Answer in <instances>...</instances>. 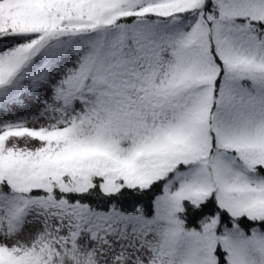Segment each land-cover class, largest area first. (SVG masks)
<instances>
[{"label": "snow or ice", "instance_id": "obj_1", "mask_svg": "<svg viewBox=\"0 0 264 264\" xmlns=\"http://www.w3.org/2000/svg\"><path fill=\"white\" fill-rule=\"evenodd\" d=\"M0 264H264V0H0Z\"/></svg>", "mask_w": 264, "mask_h": 264}]
</instances>
